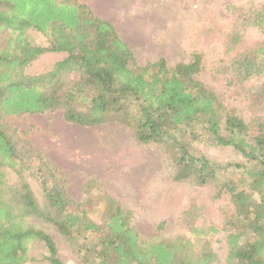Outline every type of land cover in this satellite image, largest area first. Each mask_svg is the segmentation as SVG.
Masks as SVG:
<instances>
[{
  "label": "trees",
  "instance_id": "16d2710c",
  "mask_svg": "<svg viewBox=\"0 0 264 264\" xmlns=\"http://www.w3.org/2000/svg\"><path fill=\"white\" fill-rule=\"evenodd\" d=\"M243 1L228 7L230 26L206 28V40L217 39L226 55L224 101L201 78L202 50L173 64L164 57L140 63L115 24L86 3L0 0V264H27L34 245L49 264H68L44 225L79 264H215L211 239L219 234L222 264H264V40L243 32H264V1ZM31 31L45 43L34 44ZM47 53L64 57L26 72ZM59 110L85 127L118 123L138 143L162 149L173 180L194 190L177 233L142 240L133 210L94 178L84 183V199H73L66 175L8 120ZM202 147L238 157L223 163ZM204 189L218 200L217 220L212 206L198 202Z\"/></svg>",
  "mask_w": 264,
  "mask_h": 264
},
{
  "label": "rangeland",
  "instance_id": "374dc122",
  "mask_svg": "<svg viewBox=\"0 0 264 264\" xmlns=\"http://www.w3.org/2000/svg\"><path fill=\"white\" fill-rule=\"evenodd\" d=\"M88 4L96 15L113 22L121 37L135 51L140 63L161 57L170 64L187 60L194 49L205 54L206 69L201 78L222 100L228 101L219 65L226 59L222 44L215 38L206 40V28L228 27V8L237 0H78ZM264 0H244L256 4ZM211 16V17H209ZM210 18V19H208ZM251 41L264 40V32L253 28L243 30ZM34 44H44L39 34L28 32ZM64 57L62 53H47L32 63L27 73H38ZM251 84H256V80ZM240 114L248 117L244 109ZM35 147L42 150L66 175L70 196L84 199V183L94 178L98 188L107 191L129 206L134 213V226L142 240L162 234L172 236L179 231L178 218L194 198L193 185L175 182L171 166L162 149L156 145L138 143L130 129L109 123L85 127L67 122L62 111L9 117ZM206 155L223 163L237 159L231 150L202 147ZM36 188V186H34ZM204 192V193H203ZM201 191L198 202L212 210L218 219V200L210 189ZM61 256L68 264H79L70 245L52 227ZM218 255L215 264L225 261L227 251L224 234L211 239ZM44 249L34 245L27 264H49L42 259Z\"/></svg>",
  "mask_w": 264,
  "mask_h": 264
}]
</instances>
